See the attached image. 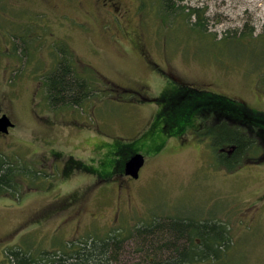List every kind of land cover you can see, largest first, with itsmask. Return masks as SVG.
<instances>
[{"label":"rangeland","instance_id":"374dc122","mask_svg":"<svg viewBox=\"0 0 264 264\" xmlns=\"http://www.w3.org/2000/svg\"><path fill=\"white\" fill-rule=\"evenodd\" d=\"M163 1L0 0V115L14 122L0 131V151L46 173L37 185L21 179L18 196H0V264L19 247L45 257L160 216L227 225L219 258L196 264H264V148L230 171L196 132L198 117L184 129L158 116L165 103H182L181 112L201 103L205 89L264 111V0L180 1L205 10L215 38L182 14L165 16ZM236 30L253 32L224 38ZM22 36L32 44L18 54ZM62 42L96 89L82 106L57 109L44 74ZM138 152L136 178L124 167Z\"/></svg>","mask_w":264,"mask_h":264},{"label":"trees","instance_id":"16d2710c","mask_svg":"<svg viewBox=\"0 0 264 264\" xmlns=\"http://www.w3.org/2000/svg\"><path fill=\"white\" fill-rule=\"evenodd\" d=\"M180 1L182 0L163 1V14H182L191 27L208 33L205 10ZM252 32L249 34L243 31L238 34L236 30L234 34L227 33L224 38H249ZM19 42L22 45L20 48L16 41L14 43L18 54L26 52L32 44L26 36H22ZM62 43L55 68L44 74L49 104L57 109L63 106H82L96 89L93 82L96 77L80 73L73 64L72 50L65 42ZM188 88H183L181 92ZM204 91L206 97H203V101L199 103L200 100H192L189 105H184V112L180 111L182 103H165L163 108L168 109L160 112L159 120L170 116V119L173 118L171 123L181 122L185 129L187 126L192 127L198 117L200 121L195 125L196 132L200 137L210 139L217 162L230 171L237 169L247 157L260 158L259 153L264 148V111L252 110L243 102L214 91ZM228 100H235L237 103H228ZM251 128L254 129L253 133ZM16 156L10 157L0 151V196L7 192L18 196L22 189L21 179L30 180L32 185H37L38 180L41 182L46 177L41 169L26 163L19 164ZM114 168L107 174H111L108 179L115 175ZM122 169L118 171L119 174L123 173ZM220 227L223 231H220ZM229 235L227 225L217 219L170 221L167 217L160 216L147 224L137 225L127 235L119 228L105 237L89 236L81 242L65 244L62 250L49 256L37 257L31 249L19 247L12 250L10 257L11 264H126L122 261L123 255L134 254L137 256L135 264H196L199 261L218 259L217 252L228 244ZM127 245L132 250L127 249Z\"/></svg>","mask_w":264,"mask_h":264},{"label":"water","instance_id":"95a60500","mask_svg":"<svg viewBox=\"0 0 264 264\" xmlns=\"http://www.w3.org/2000/svg\"><path fill=\"white\" fill-rule=\"evenodd\" d=\"M14 125V122L7 114L0 115V131L8 132L10 127ZM145 162V156L141 153L133 154L125 162V173L132 177H138L140 170Z\"/></svg>","mask_w":264,"mask_h":264}]
</instances>
